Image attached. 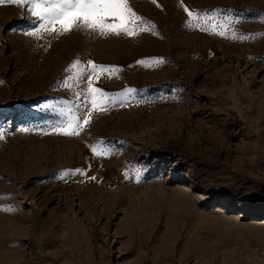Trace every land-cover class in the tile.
Wrapping results in <instances>:
<instances>
[{"label": "rangeland", "instance_id": "rangeland-1", "mask_svg": "<svg viewBox=\"0 0 264 264\" xmlns=\"http://www.w3.org/2000/svg\"><path fill=\"white\" fill-rule=\"evenodd\" d=\"M129 4L33 36L0 0V264H264V0Z\"/></svg>", "mask_w": 264, "mask_h": 264}, {"label": "snow or ice", "instance_id": "snow-or-ice-1", "mask_svg": "<svg viewBox=\"0 0 264 264\" xmlns=\"http://www.w3.org/2000/svg\"><path fill=\"white\" fill-rule=\"evenodd\" d=\"M16 5H30L26 9L31 15L39 20L40 28L29 33L39 36L40 30L48 31L49 25H60V32H69L73 29L99 30L101 34H127L134 35L135 20H140L130 7L129 0H9ZM134 25V26H130ZM52 31H56L53 27ZM224 35V31L219 32ZM78 63V62H77ZM91 64L93 73L97 70V65ZM113 71L114 69H104L100 66V71ZM129 91H132L129 89ZM100 92L97 88H90L92 94V106H97L96 93ZM103 93L101 96L103 97ZM106 110V109H103ZM90 115V114H89ZM84 124L88 121L84 120ZM75 125V127H74ZM79 122L73 118L67 124V128L60 125L55 126L56 131H63L65 135H77ZM95 151V149H93Z\"/></svg>", "mask_w": 264, "mask_h": 264}]
</instances>
